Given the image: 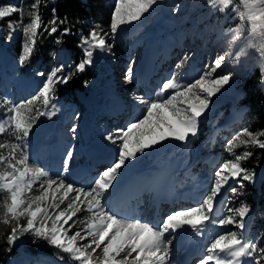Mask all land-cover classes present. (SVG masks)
I'll return each instance as SVG.
<instances>
[{
    "label": "snow or ice",
    "instance_id": "6c2138e0",
    "mask_svg": "<svg viewBox=\"0 0 264 264\" xmlns=\"http://www.w3.org/2000/svg\"><path fill=\"white\" fill-rule=\"evenodd\" d=\"M206 2L212 11L227 13L231 8L234 13L231 18L239 21L235 28L227 30L228 48L218 54L198 78L189 81L173 72L161 79L150 98L134 96L133 100L141 106L140 115L106 136V140L117 146L116 156L87 187L68 182L59 172L53 174L43 167H33L28 139L41 117L51 119L56 114L53 101L57 85L67 84L76 72H83L86 66L93 64L95 51L111 52L108 39L114 41L122 26L140 21L159 0H116L110 32H103L95 25L88 36H82L78 47L82 49L83 58L71 71L65 72V65L59 64L47 74L37 73L46 78L29 99L14 102L0 95V108L4 109L0 116V135L9 133L13 137L12 142L0 143V150H6V154L0 151V193L3 194L0 225L10 230L6 236L9 251L20 237L31 234L67 255V262L63 255L57 257L60 264H170L174 234L190 231L203 238L198 264H264V245L260 237L252 239L246 232L251 205L242 201L239 206L227 207L226 212L216 214L222 193L239 197L243 195L241 189L245 182L255 179V169L243 164L253 156L248 149L264 150L261 138L264 130L251 131L244 127L227 142L225 150L230 158L218 165L208 193L195 207L172 211L160 221L149 223L122 214L108 199L124 169L146 150L166 141L187 144L199 134L211 98L233 78L232 73L214 78L226 59L238 63L249 50H254L264 61V0ZM40 3L41 0H34L27 23L20 7L0 6V19L20 13L19 21L9 20L5 41L11 42L17 31L21 33L22 50L18 56L21 66L33 56L41 29L48 35L60 32L61 36L72 31L67 26L68 17L61 18L55 8L51 9V19L45 22L38 10ZM179 7L176 5L173 10L179 11ZM2 31L4 29L0 28ZM240 41L243 43L233 52V46ZM261 74L264 83V67ZM125 79L127 83L133 81L131 65L126 69ZM37 101L51 110L34 112L33 105ZM71 131L75 133V125ZM241 146L244 150L237 154ZM73 158L74 150H67L63 172L68 171ZM81 213L85 214L83 219L78 216ZM227 226L236 230H215Z\"/></svg>",
    "mask_w": 264,
    "mask_h": 264
},
{
    "label": "rangeland",
    "instance_id": "374dc122",
    "mask_svg": "<svg viewBox=\"0 0 264 264\" xmlns=\"http://www.w3.org/2000/svg\"><path fill=\"white\" fill-rule=\"evenodd\" d=\"M201 1L159 0V3L149 13L145 14L140 21L122 26L117 31L114 41L111 38L108 39V43L112 45V51L109 54L112 65H107L108 56H105L104 52L99 50L94 53L93 64L88 65L94 73L89 83L88 95H83L77 90V100H68V98L74 97L64 87L65 84H58L55 94L57 92L59 94L55 95L56 99L53 101L57 109L56 114L51 119L41 117L28 139L31 165L33 167H43L53 174L59 172L68 182L77 186H89L91 180L106 168L101 166L105 159H93V152H96V150L109 152L112 148L111 146H113L117 153V146L106 140V136L109 133H113L116 129L124 127L129 121H133L140 115V111L134 110V107H141L133 100L134 96L150 98L151 95H154L161 79L168 77L173 72L187 77L189 81L193 78H198L202 70L206 66H211L214 58L218 54H223L228 48L227 32L225 37L214 40L210 36L207 25H203V18L192 13ZM115 2L116 0H99L94 3V12L88 23L91 28L99 25L103 32H110L111 16ZM176 5L180 6L179 11L173 10ZM0 6L13 5L5 4L0 0ZM27 14L28 12L24 14V23L28 22ZM8 22L6 18L0 19V28L4 29V31L0 32V67L5 64L4 71L6 72L4 76H0V95L7 96L14 102L29 99L36 94L38 88L42 86V81L46 78L37 75V73L44 72L47 74L59 64H64L65 72H68L77 64L73 61L69 50L65 46H60L51 53L49 61L44 66H37L30 63V61L23 66L19 65L18 56L22 50L21 33L17 31L13 40L6 42ZM154 36H157L155 46L147 54V41L149 38H155ZM241 43L243 41L237 42L233 46V52L239 48ZM152 51L156 52V58L152 63L147 62L142 67V61L150 53L152 54ZM177 64L181 65L180 68L176 67ZM130 65L132 68L135 66L133 68V81L132 83H127L125 73ZM262 67H264V61H261L254 50H249L247 56L242 57L238 63H232L231 59H226L217 70V73L214 74V78L218 75L229 73L233 74V78L230 79L229 84L224 85L220 92L211 98L209 109L201 120L199 134L187 144L176 141L177 146L175 147L172 144L174 141H166L152 149L146 150L140 156L137 163L139 164V170H142L151 166L160 157L169 156L172 159H178L182 152L188 151L184 155L185 158L187 157L185 165L183 164L184 166L178 170L173 178L178 184H181V187H197L196 194L187 198V200L195 201L196 204H190L192 206H186L188 203L177 204L173 206V210H168L170 203L165 205L166 203L164 202L162 205L163 209L161 208L157 214L158 219L160 216L161 219L164 218L165 215L170 214L172 211L197 206L199 202L195 199L200 196V188L203 186L204 180H210L211 182L218 165L224 159L230 158L225 150L227 142L244 127L254 131L250 124L251 119L247 116V108L240 103V98L243 95V85L246 78L256 68H259L261 72ZM261 85L264 88L262 80ZM110 92L120 95V100L125 103L126 110L129 111L127 114H121L118 118L101 113L100 110L105 100L104 98ZM33 109L34 112L36 109L41 111L51 110V108L45 109L42 101L35 102ZM3 111L4 109L0 108V116L3 115ZM115 118H118V120L116 121ZM107 122L113 129L105 130L102 127ZM74 125L76 126L75 133L71 131ZM5 141L12 142L13 137L9 133L0 135V143ZM44 142L47 144L53 142L55 144L56 159L60 161V166H50L52 158L45 155V147L47 148L48 145L44 146ZM157 147H166L167 149L161 152L159 156L154 153ZM69 149L74 150V158L68 171L63 172L62 165L65 153ZM243 150L244 148L241 146L236 150L237 154ZM0 151H4L6 154V150ZM55 164L57 165L59 162ZM129 166L130 164L127 167ZM127 167L122 174L127 171ZM74 169L83 171L82 178L78 182L71 180V172ZM167 179L166 177L164 181ZM208 188L209 186L203 189V195L201 194L200 199L208 193ZM139 189L140 187L135 185L130 191L131 195L136 194ZM243 198V196L234 197L227 192L222 193L218 197L220 204L216 209V214L220 215L226 212L227 207L239 206ZM135 202L136 200L133 199L132 205ZM153 202L145 206L149 213L147 217L143 214H138L134 217L142 219L143 222L151 223L152 209L154 208ZM127 209L128 206L126 205L122 214L126 215L125 211ZM252 213L253 210H251L250 215ZM84 215V213L78 214L81 219H83ZM247 220L248 218H246V222ZM215 230L228 231L236 229L232 226H227L226 228H217ZM174 235L173 243L180 237L179 232ZM251 238L253 237L251 236ZM43 241V239H35L34 237L24 240L18 247V253L2 264H60L57 259L58 256H61L59 251L56 249L53 251L51 247L49 248L51 252L47 253L34 254L27 251V248H33L34 250L43 249L41 246ZM178 254L179 251L174 250L172 245L170 264H176ZM200 256L201 252H198L191 264H198ZM64 259L66 262L68 261V259Z\"/></svg>",
    "mask_w": 264,
    "mask_h": 264
},
{
    "label": "trees",
    "instance_id": "16d2710c",
    "mask_svg": "<svg viewBox=\"0 0 264 264\" xmlns=\"http://www.w3.org/2000/svg\"><path fill=\"white\" fill-rule=\"evenodd\" d=\"M5 4L20 7L24 14H26L34 0H1ZM99 0H41L39 6V12L45 22L51 19V9L55 8L57 14L63 18L67 16L69 18L68 27H71L70 34L61 36L60 32L53 35H48L47 32H43L41 29V38L38 40L33 56L30 58V63L38 65H45L51 53L58 49L60 46H65L75 63H79L83 58V52L78 45L80 44L82 36H88L91 26L88 24L92 18L94 12V3ZM197 16L203 18V25H207L209 28L210 36L214 39H221L225 37V33L229 28H235L239 24L238 20H233L231 17L234 15L231 8L227 10V13H221L219 11H212L206 0H202L196 9L192 12ZM19 21L20 13L13 14L7 17L6 20ZM73 21V22H72ZM79 24V25H78ZM64 26H61L63 28ZM59 39V43L57 42ZM33 60V61H32ZM94 73L86 66L83 72H76L67 84L65 88L71 93L74 98H68V100H77L76 91L87 95L89 93V83L93 78ZM262 74L259 68H256L245 80L243 85V95L240 98V103L247 107V116L250 117L251 126L254 131L264 130V88L261 85ZM87 81V84L84 82ZM57 95L59 92L56 93ZM55 94V95H56ZM249 110V111H248ZM264 139V137H261ZM253 152V156L244 162L243 166L249 169H255L256 176L253 181L245 182L242 193L244 198L243 202L251 205L253 210L251 223L247 232L251 234L255 239L260 237L261 244L264 245V150L253 148L248 149ZM260 176V177H259ZM3 199V194L0 193V200ZM253 219V220H252ZM10 230L5 226L0 225V264L5 262L10 257L18 253V247L24 240L32 239L31 234H25L19 238V240L11 246L6 243V236ZM43 249L34 250L33 248H27L28 252L47 253L51 252L49 248L56 249L54 246H50L45 240L41 243ZM30 247V246H29ZM64 258L68 259L67 255L60 252Z\"/></svg>",
    "mask_w": 264,
    "mask_h": 264
},
{
    "label": "bare ground",
    "instance_id": "6f19581e",
    "mask_svg": "<svg viewBox=\"0 0 264 264\" xmlns=\"http://www.w3.org/2000/svg\"><path fill=\"white\" fill-rule=\"evenodd\" d=\"M156 37L150 39L151 38L150 36L149 40L147 41V46H148L147 54L151 52V50L155 46ZM109 54L110 52L104 51V55L108 56L107 65L111 66L112 60L111 57L109 58ZM155 54L156 52L152 51V54L150 53L149 56H147L142 61L141 66L143 67L147 62L152 63L156 58ZM4 65L0 67V76H4L6 74V72L4 71ZM116 81H118V79H116ZM104 99L105 100L103 101L100 110L103 115H112L114 117L119 118L121 114L123 115L129 112L126 110L127 107L125 106V103L120 100V95L118 93H114V92L107 93ZM134 110L140 111V108L134 107ZM118 118L117 119L115 118V120L117 121ZM102 127H104L105 130L113 129V127L110 126L108 122L104 124V126ZM172 144L175 145V147L177 146L176 141H174ZM45 145H48L47 148L45 147V151H44L45 155L47 157L50 156L52 158L50 166L51 167L60 166V161L56 159L57 155L55 153V149H56L55 144L53 142L50 144L44 142V146ZM111 147L112 148L111 150H109V152H104L102 150H96V152H93L92 155L93 159H101V158L105 159V162L101 163L102 167L110 166L111 162L116 156V151L113 149V146ZM166 149H167L166 147L165 148L157 147L154 153L159 155L161 152H164ZM187 152H188L187 150L182 152V154L178 159H172L169 156L165 158L160 157L153 164H151V166L144 168L142 170H139V164L137 163L141 155L138 156V158L132 163H130L129 167H127V171L124 174H121L120 177H118V182L115 184L114 190H112L110 196L108 197L110 200L109 201L110 204L113 205L116 209H118L121 213L123 212L124 208L127 205L128 209L125 211L126 215L136 216L138 214H143L146 217L148 216L147 214L148 211L146 210L145 206L149 205L153 201L155 207L157 203L163 205L162 202L164 199H166L167 203L171 202V206L169 207V210H173V206L174 205L176 206L177 204L188 203L186 206H192L190 204H196L195 201L193 202L187 200V198L193 197L196 194L197 187L194 186L181 187L180 186L181 184H178V182L175 181L173 178V176L177 174L178 170L185 165L187 157L185 158L184 155ZM56 162L57 163L59 162V164L56 165L55 164ZM71 175H72V179L75 176H80L82 178L83 171L81 169H74L71 172ZM166 177L168 179L164 181ZM209 184H210V180H204V184L200 188V196L198 197L196 196L197 198L195 199L197 202L201 201L200 198L203 189L209 186ZM135 185L137 187H140V189L136 194L131 195L130 191L135 187ZM125 195L126 197H124ZM133 199H135L136 202L132 205ZM154 214H155V208L152 209V215H153L152 217H154ZM160 219L161 216L158 221H160ZM151 223H153V220L151 221ZM179 234L180 237L177 240H175L176 243L175 242L173 243V248L174 250L179 251V256L184 254L186 257H188L191 254H193V251H191L192 247H194V251L202 252V240H203L202 237H197L190 231H181L179 232Z\"/></svg>",
    "mask_w": 264,
    "mask_h": 264
}]
</instances>
